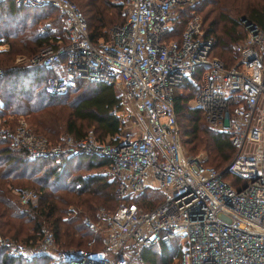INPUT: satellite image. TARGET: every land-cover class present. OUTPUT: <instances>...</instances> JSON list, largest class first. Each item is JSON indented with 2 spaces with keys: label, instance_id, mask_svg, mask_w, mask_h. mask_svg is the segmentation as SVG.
<instances>
[{
  "label": "built area",
  "instance_id": "1",
  "mask_svg": "<svg viewBox=\"0 0 264 264\" xmlns=\"http://www.w3.org/2000/svg\"><path fill=\"white\" fill-rule=\"evenodd\" d=\"M14 1L53 6L63 22L65 43L45 45L29 60L52 72L44 81L47 94H65L81 79L105 83L121 89V101L133 110L122 113L120 133L105 142L88 130L82 139L66 134L50 146L20 121L7 134L11 144L31 160L105 157L118 197L132 199L149 188L163 198L149 210L122 201L111 214L100 208L95 220L83 216L82 225L93 234L88 245L99 242L96 251L59 247L52 231L42 227L32 246L0 237L7 254L26 261L47 256L51 264H139L143 249L173 243L169 264H264V26L242 19L244 36L233 46V64L226 66L211 57V41L203 39L194 9L203 0H125V22L109 29L108 41L96 43L73 1ZM184 7L191 11L177 40L169 33ZM49 30L54 28L44 24L40 33ZM197 72L201 80L190 103L229 136L234 149L220 171L203 155L187 156L179 140L173 93ZM224 170L233 180L222 178ZM15 194L21 204L36 205L35 192Z\"/></svg>",
  "mask_w": 264,
  "mask_h": 264
},
{
  "label": "trees",
  "instance_id": "2",
  "mask_svg": "<svg viewBox=\"0 0 264 264\" xmlns=\"http://www.w3.org/2000/svg\"><path fill=\"white\" fill-rule=\"evenodd\" d=\"M71 1L78 6L85 17L91 42L96 43L99 39L103 42L108 41L109 29L125 22L120 2L114 3L112 0ZM4 3H7L8 13L5 10V14L7 13L8 17L0 22V45L7 44V50L0 51V71L2 72L0 75V98L2 100L0 118L6 115L33 114L34 132L46 137L50 146L60 144L61 140L58 138L60 126L76 139H82L88 130L93 131L95 139L99 142H105L118 135L122 123L116 112L120 110L121 102L120 95L112 85L81 79L77 80L76 85L65 94L50 95L44 91L47 74L43 67L12 63L15 56L24 55L28 59L45 45L57 46L59 40L65 43L62 36L63 22L58 10L50 5L24 7L17 5L14 0H4L0 3V7ZM207 4L211 6V9L204 13H201L200 4L194 8L195 12L201 15L202 25H205L203 39L211 41V52L213 48L219 51L215 50V53L220 56L226 66L232 65L235 60L234 54H230L228 50L225 52L221 48L220 44L223 41L216 34L218 21L209 20L215 8L222 13L219 14V18L228 20L227 16L223 15L224 8L227 6L226 0H204L202 2V6ZM259 5L253 4V10L249 11L250 14L246 18L264 26V6L259 8ZM190 11L188 7L179 10V16L173 22L171 33H169L170 37L180 39ZM54 12L58 14L60 34L56 32L57 28L53 25ZM20 15L21 17L15 22V18ZM217 16L215 14V17ZM45 18L50 19L48 23L55 27V32L39 33L41 26L38 25L39 21ZM228 22L232 27L228 29L230 31L226 30V34H230L229 40L237 39L236 42H238L244 36V29L238 21L228 20ZM239 24L242 30L237 32ZM176 25H180L183 29L174 30ZM227 25L229 24L226 22L223 28H227ZM222 45L225 47L227 44ZM190 83L188 79H184L176 86L172 97L177 125L183 137L182 142L191 152H197L200 149L211 151L213 166L218 171L223 170L232 158L234 149L228 135L206 128L202 122L204 115L200 109L186 106L195 92L183 94L182 89L195 90ZM6 125H8L7 121L3 120V123H0V235L7 240L20 245L32 246L39 242L41 228L47 227L52 231L59 246L75 245L76 250L82 249L83 239L93 234L82 225L81 217L86 213L88 217L95 220L98 211L97 204L103 207L107 214H111L122 201H131L140 208L149 210L163 198H160L157 190L145 189L132 199H122L115 193L116 185L114 181L109 180V175L103 173L86 176L73 174V168L79 166L108 168L110 160L105 157L65 154L31 160L25 149L14 147L11 144V139L7 134L15 129V125ZM225 175L229 174L226 172L222 174V178L227 180ZM25 188L32 189V192L37 194L35 206L20 204L17 195L12 192L27 190ZM53 191L52 197L50 193ZM60 191L69 196H57V192ZM73 205L81 207L82 210L77 212L71 207ZM171 246L174 247L173 243ZM170 247L166 244H159L143 249L140 254L142 262L144 264H169L172 256ZM36 259H41L39 262L42 263L44 259L49 260V257L37 256L26 261L19 257L9 256L7 248L0 246V264H37Z\"/></svg>",
  "mask_w": 264,
  "mask_h": 264
},
{
  "label": "rangeland",
  "instance_id": "3",
  "mask_svg": "<svg viewBox=\"0 0 264 264\" xmlns=\"http://www.w3.org/2000/svg\"><path fill=\"white\" fill-rule=\"evenodd\" d=\"M124 1L125 0H112V2H114V3H118V2H120L121 4H122V12H123V14H124V17L126 18V8H125V5H124ZM204 1V0H203ZM202 1V2H203ZM202 2H200L199 4H200V6H201V13H204L205 11H207V10H210L211 9V6L210 5H206V6H202ZM7 3H4V4H2L1 5V7H0V17H2L1 19H0V22L3 20V18H5V17H8L6 14L8 13V10H7V5H6ZM198 4V5H199ZM253 4H260L259 5V8H262L263 6H264V0H226V8H224V13H223V15H225V16H227V18H228V20H234V21H238L240 24H241V26L243 27V24H242V19H246V20H248L246 17L250 14L249 13V11H251V10H253ZM229 5V6H228ZM199 6V7H200ZM216 10L215 11H213L211 14H210V16H209V20L210 19H216L217 21H218V23L216 24V27H217V31H216V34L222 39V41H223V43L222 44H227L225 47H224V45H222V44H220L221 45V48L225 51V52H227V50L230 52V54H233L232 53V50H233V46H234V44H235V42L237 41V39H235V40H229V37H230V34L229 33H227L226 34V30L227 31H230V30H228V29H230V28H232L231 27V23L230 22H228V20H226V19H222V18H219V14L221 13L220 12V10H218V8H215ZM5 10H7L6 12V14H5ZM33 12V11H32ZM215 14L216 15H218L217 17H215ZM222 14V13H221ZM54 16V17H53ZM53 16H52V18H55V21H54V23H53V25L54 26H56V28H57V33H59V30H60V23H59V21H58V14L56 13V12H54L53 13ZM201 16V15H200ZM222 15H220V17H221ZM21 17V15L20 16H18V17H16L15 18V22H17V19L18 18H20ZM8 19H10V18H8ZM47 22H50V19H43L42 21H39V24L38 25H41L40 26V28H39V33H40V30H41V27L43 26V24H47ZM175 22V21H174ZM228 23L229 25H227V28H223V26H224V24L225 23ZM233 23V22H232ZM240 24H239V26L237 27V32H240V30H242L241 29V27H240ZM204 26L205 25H202V32L204 33ZM174 28V27H173ZM177 28H179V29H183V27H181L180 28V25H176L175 26V28H174V30L176 29L177 30ZM37 29H38V27H37ZM180 30V31H181ZM60 34V33H59ZM59 34H57L58 36H59ZM234 36H236V35H234ZM233 37V36H232ZM231 37V38H232ZM100 40V39H99ZM7 45V44H6ZM6 45H0V51H3V50H7V46ZM215 50L216 49H214L213 48V50H212V52H211V57H215V58H218V59H220V56L217 54V53H215ZM39 51V50H38ZM37 51V52H38ZM217 51V50H216ZM217 52H219V51H217ZM37 54V53H36ZM35 54V55H36ZM34 56V55H33ZM32 56V57H33ZM32 57H30V58H28L27 59V57H25L24 55L23 56H15V58H14V61L12 62L13 64H21V63H23V64H30L29 63V60L32 58ZM221 61H223L222 59H220ZM187 80V79H186ZM201 80V72H197V74H196V76L194 77V79H190L189 81L191 82L190 84L192 85V87L193 88H195V90H192V88H188V89H182V92H183V94H187V93H191V91H194L195 93H196V91H197V86H198V84H199V81ZM115 88V87H114ZM115 90H116V92L120 95V101L123 99L122 98V96H123V93H122V90L121 89H116L115 88ZM77 93H79L80 91H76ZM76 93V94H77ZM195 95V94H194ZM193 95V96H194ZM193 96H192V98H193ZM191 98V99H192ZM190 99V100H191ZM190 100L186 103V106L188 107V108H192V109H194V107L191 105V103H190ZM122 102V104H121V108H120V110L119 111H117L116 112V114L120 117V118H123L124 117V114L126 113H130V112H132V110H133V107L131 106V105H129L128 103H125L124 101H121ZM0 106H2V100H1V98H0ZM123 112H125L124 114H122ZM57 116V115H56ZM32 117H33V114H26V115H21V114H18V115H10V116H8V115H6V116H4L3 118V120L4 121H7V123H8V125H15V127H17V123H19L20 121H22L21 123H23V126H24V128H25V130H28V132L29 133H31V135L33 134V135H35V136H43V135H40V134H37V133H35L34 132V128H35V125H34V123H33V119H32ZM202 122L204 123V125L206 126V128L208 129V130H214V131H217V130H215V129H217L215 126H211L206 120H205V118H203L202 117ZM3 120L2 119H0V123H3ZM3 125V124H2ZM8 125H6V126H8ZM126 125L127 126H129L130 125V122H129V120H127V122H126ZM3 127H4V125H3ZM60 128V133L58 134V138L61 140L62 138H63V136H65L66 134H68L67 132H65V130H64V128H61V126L59 127ZM178 129H179V140H180V144H181V146H182V148L184 149V152H185V154L187 155V156H196V155H203L204 157H206L207 158V162H209L211 165H213V163H212V158H213V155H212V152L211 151H209V150H206V149H200V150H198L197 152H191L189 149H188V146H186V145H184L183 144V137H182V135H181V131H180V128L178 127ZM10 131H12V130H10ZM70 136H72L73 137V135H71V134H69ZM60 136V137H59ZM44 138H46V137H44ZM203 139H205V137L203 138ZM48 141V140H47ZM49 143V142H48ZM50 144V143H49ZM14 147H16V146H14ZM85 165V164H84ZM84 166H79V167H74L73 168V174H78V175H82V176H86V175H90V174H93V173H96V174H98V173H103V174H106L107 176H108V172H107V170H108V168L106 167H101V168H91V167H89V168H83ZM225 179H227V180H233V177L232 176H230V175H225ZM25 189H27V188H25ZM149 189V188H148ZM27 190H31V192H32V189H27ZM151 191H152V189H150ZM150 190H148V191H150ZM154 192H157V191H154ZM14 193V192H13ZM53 193H54V191L53 192H51L50 193V195L53 197ZM159 193V195H160V198H162V193H160V192H158ZM57 196H65V197H68L69 195H67V193H65V192H63V191H60V192H57ZM18 197V196H17ZM139 197V196H138ZM19 200V199H18ZM139 201V200H138ZM21 204V203H20ZM74 206V205H73ZM73 206H71L73 209H75L77 212H80L81 210H82V208L81 207H77L76 205L73 207ZM96 207H98V210L100 209V208H102L103 209V207H99V205L97 204L96 205ZM104 210V209H103ZM106 210V209H105ZM76 213V212H75ZM74 214V213H73ZM68 216H69V214H67ZM83 216H89L88 214H86V213H84V215L82 214V217ZM81 217V218H82ZM0 237H1V235H0ZM76 238H77V236H76ZM93 239V236H90L89 238H87V237H85L84 239H83V241H84V244H83V246H82V249H78V250H81V251H86V252H89V251H93V250H98L99 248H100V246H99V243H98V241L97 240H95V241H93V243L91 244V245H88V242L90 241V240H92ZM55 242H56V239H55ZM57 244V243H56ZM58 245V244H57ZM59 246V245H58ZM171 246V244H168V247H170ZM59 247H62V248H67V249H73V250H76L77 248L75 247V245H72V246H59ZM157 249V248H156ZM37 261V262H36ZM39 261H41V259H36L35 260V262L37 263V264H51V260H45L44 259V262H42V263H40ZM139 264H144V263H139Z\"/></svg>",
  "mask_w": 264,
  "mask_h": 264
},
{
  "label": "crops",
  "instance_id": "4",
  "mask_svg": "<svg viewBox=\"0 0 264 264\" xmlns=\"http://www.w3.org/2000/svg\"><path fill=\"white\" fill-rule=\"evenodd\" d=\"M45 24H46V23H45ZM46 25H50V24L47 22ZM50 26H52V25H50ZM52 27L54 28V31H52V32H55V27H54V26H52ZM49 31H51V30H49ZM98 41H102V40L100 39V40H98ZM30 65H31V64H30ZM45 72H46L47 75H49V74L52 73V72H50V71H46V70H45ZM1 108H2V106H0V110H1ZM0 119L3 120L4 118H0ZM12 192H14V194H15L16 191L14 190V191H12ZM98 243H99V242H98Z\"/></svg>",
  "mask_w": 264,
  "mask_h": 264
},
{
  "label": "water",
  "instance_id": "5",
  "mask_svg": "<svg viewBox=\"0 0 264 264\" xmlns=\"http://www.w3.org/2000/svg\"><path fill=\"white\" fill-rule=\"evenodd\" d=\"M224 172H226V170H224Z\"/></svg>",
  "mask_w": 264,
  "mask_h": 264
}]
</instances>
